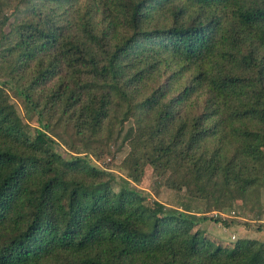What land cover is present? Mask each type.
<instances>
[{"label": "trees", "instance_id": "obj_1", "mask_svg": "<svg viewBox=\"0 0 264 264\" xmlns=\"http://www.w3.org/2000/svg\"><path fill=\"white\" fill-rule=\"evenodd\" d=\"M119 142L123 183L93 163ZM148 165L220 209L260 202L264 0H0V264H264V241L149 203Z\"/></svg>", "mask_w": 264, "mask_h": 264}, {"label": "rangeland", "instance_id": "obj_2", "mask_svg": "<svg viewBox=\"0 0 264 264\" xmlns=\"http://www.w3.org/2000/svg\"><path fill=\"white\" fill-rule=\"evenodd\" d=\"M11 99L24 122L29 124L33 130L39 128L37 122L38 119L33 110L30 107H27L22 99L14 96V94L11 95ZM129 126L130 124H128V127ZM35 133L34 130L32 134L34 135ZM57 134L58 136L54 137L57 140V144L54 146L63 156L69 157L71 153L76 155L75 151L65 144L66 141L71 145L76 146L77 149L82 148L80 143L77 142L72 135V130L59 126L57 128ZM97 153L99 156V158H97L99 160L94 158V164L100 168L115 173L118 176V183H123L127 180L126 172L122 171V163L129 153L128 146L122 145V142L105 145L102 149H98ZM163 182L164 181H161L156 177L153 168L148 165L145 168L142 181L136 185L132 184V186L143 191L146 194L149 203L158 201L167 207L179 210L189 207L188 209L194 213H203L207 218L206 221L203 222V228L225 242L234 243L241 239L264 241V190L261 193L259 203L253 199L241 204H235L231 207L220 209L212 200L207 202L192 198L185 191L179 192L171 190L164 185ZM220 213L225 217L221 216ZM227 225L232 226V228H226Z\"/></svg>", "mask_w": 264, "mask_h": 264}, {"label": "built area", "instance_id": "obj_3", "mask_svg": "<svg viewBox=\"0 0 264 264\" xmlns=\"http://www.w3.org/2000/svg\"><path fill=\"white\" fill-rule=\"evenodd\" d=\"M216 215H218V214H216ZM220 215L223 216V217H225L222 213H220Z\"/></svg>", "mask_w": 264, "mask_h": 264}, {"label": "crops", "instance_id": "obj_4", "mask_svg": "<svg viewBox=\"0 0 264 264\" xmlns=\"http://www.w3.org/2000/svg\"><path fill=\"white\" fill-rule=\"evenodd\" d=\"M230 228H232V227H230ZM229 229V228H228Z\"/></svg>", "mask_w": 264, "mask_h": 264}]
</instances>
